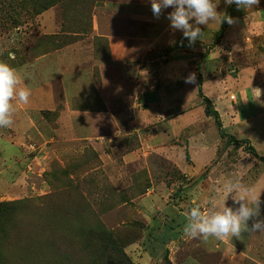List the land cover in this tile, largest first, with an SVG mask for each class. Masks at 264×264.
<instances>
[{"label":"rangeland","instance_id":"rangeland-1","mask_svg":"<svg viewBox=\"0 0 264 264\" xmlns=\"http://www.w3.org/2000/svg\"><path fill=\"white\" fill-rule=\"evenodd\" d=\"M107 3H122L148 15L113 16L104 8ZM214 3L219 13L235 9L239 24L228 25L222 39L215 34L221 27L218 22L199 25L201 39L191 47L188 40L184 44L189 57L195 58L190 69L200 73L204 56L211 52H219L207 65L211 70L229 72L235 66L264 61V0L246 10L225 0ZM171 11L165 9L154 17L150 0H0V61L16 68L31 89L25 114L45 133L42 136L35 129L23 133L25 118L17 114L18 105L13 125L0 128V203H15L0 219V264H264V232L245 231L239 238L223 240L192 239L183 233L187 218L182 215L193 200L202 210H210L213 203L225 199L223 186L232 181L241 188L229 195L226 205L238 207L233 196L250 190L260 194L259 218L264 219V162L249 149L264 157V116L252 123L226 118L225 131L239 143L220 137L213 161L187 173L176 162L190 161L186 149L171 158L142 143L143 135L154 127L144 129L140 111L146 108L127 74L123 88L111 91L99 89L98 67L86 69L90 75L94 70L98 85L72 100L70 109L81 116L75 132L63 131L67 123L72 129L69 121L74 113H66L65 91L57 79L53 84L56 108L35 106V89L56 77L51 69H39L37 58L79 41L84 56L98 61L110 57L107 39L93 29L94 16L100 34L132 35L130 47L143 58L154 35L169 38L173 29H167L166 17ZM234 29L236 36H231ZM230 39L238 44L231 46ZM164 46L157 49L161 57L167 53ZM261 75L264 85V69ZM200 102L198 98L195 104ZM238 102V113L257 116L258 106ZM260 105L264 108V100ZM107 111L115 117L119 114L118 127L111 118L105 120L102 114ZM90 116L97 119L92 123L97 125L94 133L86 132ZM210 121L209 140H214L218 131ZM116 130L122 131L120 137L114 136ZM134 151H139L135 159L125 160Z\"/></svg>","mask_w":264,"mask_h":264},{"label":"crops","instance_id":"crops-1","mask_svg":"<svg viewBox=\"0 0 264 264\" xmlns=\"http://www.w3.org/2000/svg\"><path fill=\"white\" fill-rule=\"evenodd\" d=\"M104 8L108 11V14L113 16L122 15L124 12H132L130 16L141 19V16L148 15L146 11L135 10L122 3H107ZM238 24L235 23L234 27ZM170 28V25H168L167 29ZM93 29L97 32L98 37L106 38L108 41L110 47L108 60L98 61L93 56H84V53L80 51L82 41H79L60 48L52 54L43 55L35 61L39 69H51L53 74L56 75L53 80L35 89L33 94L36 96L35 106L39 109L46 108L48 110L56 108L57 102L53 95V84L54 80L57 79L58 83L61 84V89L65 91V111L67 114L74 113V115L70 116L69 121L72 129L69 130V124L67 123L66 126L68 128L63 130L68 132L67 134L75 132L74 129H76L77 123L81 118V116L75 115L79 111L70 109L72 100L75 97L86 95L92 89L93 84L98 85L94 79V70H92L91 75L86 70L90 67L92 69L98 67L101 70L102 81L98 85L99 89L119 90L125 84L126 74L131 77L133 85H135L136 90L142 96L141 105L146 108L140 111L142 115L141 122L145 126L144 129L154 127L152 131L149 130L148 134L143 135L144 142L142 143L152 151L165 153L166 156H171V158H173L172 156H177L178 150H180L181 155L183 149H186L190 161L181 158L176 162L187 173H194L200 170V167L211 163L217 155L221 139L218 128L215 125L219 138L214 133V136L216 135L215 139L209 140L210 130L208 126L211 122V117L206 115L202 102L195 104L200 98L198 80H201L203 94L211 100L213 106L219 112L222 124L226 118L232 121L252 123L264 116V108L260 105L261 100H264L262 96L264 85L260 83L263 79L261 70L264 69V61L241 67L235 66L229 72H225V69L222 68L211 70L207 65L219 55V52H211V54L204 56L202 60L203 67L207 69H200L199 73V69H190L189 67L195 58H190L185 51L184 44L187 39H184L181 30L168 32L169 38L167 40L162 35H154V43L148 47L149 52L145 51V54L148 55L140 58L139 54H134L135 48H133V45L130 47L131 42L134 41L132 35L128 37L119 33L100 34L97 16H94ZM235 32L236 29L231 30L229 34L236 36ZM143 41L149 42V39L144 37ZM232 42L231 46H235L237 43L235 41ZM162 44H165L164 49L167 50L166 55L163 57L160 56L157 50L158 46ZM195 50L197 51L198 49ZM74 51H76V54L73 53ZM232 52L236 53V51ZM232 72H236V74L232 75ZM193 73L195 74V83H186V79ZM110 77H113V79L110 80ZM253 88L262 90L260 95L262 98H257ZM190 90L193 93L189 94ZM195 90H197V93L194 94ZM103 98L108 104V98L105 94ZM237 99L246 107L258 106L259 112L257 111V116H248L240 110L238 113L239 102ZM17 105V114L21 118H25L21 124L23 133L35 129L38 134L41 133L43 136L45 134L43 130L38 124L29 122V117L25 114L26 108L30 103ZM198 108L200 110L196 111ZM102 115L106 116L105 120L111 118L115 122L120 117L118 113L115 117L111 111H107ZM86 122H88L86 132L94 133L97 125L92 123H96L97 119L87 117ZM116 126L118 127V122ZM115 133L114 136L120 137L122 131L116 130ZM138 152L128 153L125 156V160L131 161L135 159Z\"/></svg>","mask_w":264,"mask_h":264},{"label":"clouds","instance_id":"clouds-1","mask_svg":"<svg viewBox=\"0 0 264 264\" xmlns=\"http://www.w3.org/2000/svg\"><path fill=\"white\" fill-rule=\"evenodd\" d=\"M153 16L159 18L165 9L172 8L167 14L170 27L173 30H181L184 39L188 40L191 47L203 32L199 25H210L227 22L229 25L237 23L236 18L217 11V3L214 0H150ZM227 5L235 4L237 9H250L259 5L260 0H225ZM195 21V24L191 21ZM186 83H195V74H190ZM257 98L261 95V89L253 88ZM31 95V89L23 84L18 70L9 63L0 61V128L11 127L14 123V114L17 104H27ZM15 102V103H14ZM238 183L227 181L223 186L225 199L219 203H213L210 210H202L200 205L193 200L192 206L182 215L186 216L183 233L186 237L208 240L214 237L223 240L229 237L239 238L242 232H264V219L259 218L261 213L260 194H252L245 190L246 194L233 196V202L238 207L226 205L230 194L240 191ZM249 221H252L249 227Z\"/></svg>","mask_w":264,"mask_h":264},{"label":"trees","instance_id":"trees-1","mask_svg":"<svg viewBox=\"0 0 264 264\" xmlns=\"http://www.w3.org/2000/svg\"><path fill=\"white\" fill-rule=\"evenodd\" d=\"M234 7H236V5L234 4ZM227 15L231 16L234 18V14H235V9H227L226 13ZM228 23L227 22H224L221 24V27L220 29L215 33L217 35V38L218 39H222L223 36H224V33L228 27ZM198 93H199V96L200 98L202 99L203 101V105L205 107V113L208 117H211L213 118L214 120V123L216 125V127L218 128V131H219V134H220V137L222 139H227L229 142H232V143H239V141L236 140V138L233 136V135H230L228 134L224 127H223V124H222V120H221V117H220V114L219 112L215 109V107L213 106L211 100L205 96L202 92V88H201V80H198ZM241 143L243 142H247V141H240ZM251 150V154L258 157V159L262 162H264V157H261L260 155L257 154V152L255 151V149L253 147H250L249 148ZM15 205V203H0V219L3 218V217H6L8 211L10 210V207Z\"/></svg>","mask_w":264,"mask_h":264}]
</instances>
